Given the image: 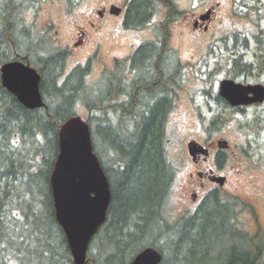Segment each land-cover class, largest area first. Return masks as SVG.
<instances>
[{"label":"trees","instance_id":"16d2710c","mask_svg":"<svg viewBox=\"0 0 264 264\" xmlns=\"http://www.w3.org/2000/svg\"><path fill=\"white\" fill-rule=\"evenodd\" d=\"M125 6L123 28L154 24L153 38L88 82L95 57L63 75L69 53L52 48L50 38L26 24L28 1L0 0V67L29 64L40 76L43 101L41 108L26 109L0 81V264H73L55 220L50 175L60 127L80 110L87 113L93 151L111 193L105 222L91 240L104 234L110 246L91 248L85 264H129L146 248L162 255L160 264H258L259 237L239 231L220 199L222 208L206 198L201 208L166 219L176 174L166 131L182 79L170 40L183 12L176 0H126ZM172 243L175 251L166 260L162 246Z\"/></svg>","mask_w":264,"mask_h":264},{"label":"rangeland","instance_id":"374dc122","mask_svg":"<svg viewBox=\"0 0 264 264\" xmlns=\"http://www.w3.org/2000/svg\"><path fill=\"white\" fill-rule=\"evenodd\" d=\"M27 1L29 8L23 17L26 24L50 38L52 48L70 51L63 75L95 57L87 78L88 82H93L104 69L112 68L117 59L127 57L135 46L153 37L151 28L138 32L124 30L121 15L109 14L100 21L95 14L109 4L125 9L126 0ZM176 5L183 15L173 24L170 43L186 67L167 123L166 152L176 174L167 197L165 217L175 221L186 215L185 210L192 211L182 199L184 186L191 192L196 189L195 179H188V174L214 168L212 159L202 154L193 161L188 155L187 144L194 140L204 148L228 152L229 157L222 155L226 159L223 166L225 164L224 173L228 179L223 192L242 198L239 223L248 236L259 237L262 255L258 264H264V103L237 112L226 108L217 98L218 85L225 79L264 85V0H176ZM207 8H213L207 29H194L193 19L206 13ZM80 30L85 37L75 46L81 39ZM239 56L241 64L250 68L232 78L231 63ZM80 113L86 119L87 113L83 110ZM216 117L220 120L212 126ZM218 141H226V145H219ZM227 144L231 148L225 152ZM236 196L233 198L239 200ZM177 240L174 236V242ZM100 243L110 246L103 234L92 241L88 251L96 250ZM174 245L162 246L166 260L175 251ZM222 245H228L226 240Z\"/></svg>","mask_w":264,"mask_h":264},{"label":"water","instance_id":"95a60500","mask_svg":"<svg viewBox=\"0 0 264 264\" xmlns=\"http://www.w3.org/2000/svg\"><path fill=\"white\" fill-rule=\"evenodd\" d=\"M114 13L117 14L118 10ZM0 80L2 87L26 109L43 106L40 76L29 65L20 61L3 64ZM219 95L230 106H247L263 102L264 87L224 80L220 83ZM199 147L194 142L189 143V155L194 156L200 151ZM218 180L223 182V178ZM50 187L55 220L65 235L72 262L85 264L89 242L105 222L111 193L108 180L92 151L89 127L79 116L72 117L60 127ZM160 261L157 250L146 248L129 264H160Z\"/></svg>","mask_w":264,"mask_h":264},{"label":"flooded vegetation","instance_id":"af4514ba","mask_svg":"<svg viewBox=\"0 0 264 264\" xmlns=\"http://www.w3.org/2000/svg\"><path fill=\"white\" fill-rule=\"evenodd\" d=\"M113 7H114V4L105 5L101 8V10H97L95 14H97L98 19L100 21H102L106 16L112 15L111 9ZM205 12H209V14H210L209 17L204 22L198 21V23H197L198 28L203 29V30L207 29V24L210 20L211 15L213 14V8L212 9L207 8ZM199 15H201V14H199ZM197 18H198V16L195 18L194 22L196 21ZM88 24H90V26H94L92 23H88ZM78 32H79V37H81V39L78 41L77 44H75V46L82 43V41L85 37L83 31L80 30ZM242 45L245 46L243 43H242ZM240 60H241V56H239L238 60H233L231 63L232 68H231L230 74L232 75V78L240 75L239 73L244 72L243 68L241 67L242 62H240ZM180 64H181L182 70H183L184 66L186 67V65L182 61L180 62ZM222 103L226 108L235 110L237 112H244L248 109L260 107V105H262L264 103V100L262 103H256V104H252V105H248V106H237V107L229 106L224 100ZM227 148L229 149V148H231V146H228V144H227L226 149ZM228 149L225 152H227ZM199 150L200 151L195 153V156H193V161H196L197 160L196 157H199L200 156L199 154H202L204 156V158L208 157V158L212 159V162L214 163V168H208L205 171H196L195 174L189 173L187 178L190 180L195 179V181L193 182V186L196 189L193 190V192H191V191L187 190L188 187L184 186L183 191H182V199L187 202L186 205L188 206L189 209H192V211L195 209L201 208L203 206V203H204L206 198H210L213 203L220 205V208H222V206L220 204L221 202L218 201L220 199L222 202H224V203H226V205H228L227 208L229 209V215L232 218V222H234L236 224V227L238 228V230L246 233V230H244L241 227V225L239 223V219H238V216L241 214L239 212V210L243 209L242 198L234 195L233 193H227V195H224V192H223V189L226 187V185L228 183V179H227L226 174L224 173L225 164L223 166V163L226 162V159L222 155H226L229 157V153L228 152L222 153L220 150L211 149V147H208L207 149L199 148ZM219 178H223L222 183L219 182V180H218ZM189 184H190V182H189ZM188 186H190V185H188ZM207 187H209V188H207ZM235 196L240 198V199L237 200V199L233 198ZM189 212H191V210L189 211L187 209V210H185L184 214H188Z\"/></svg>","mask_w":264,"mask_h":264}]
</instances>
